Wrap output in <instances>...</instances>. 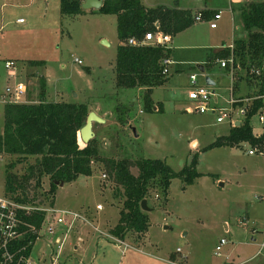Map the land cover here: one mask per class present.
<instances>
[{"label":"rangeland","instance_id":"374dc122","mask_svg":"<svg viewBox=\"0 0 264 264\" xmlns=\"http://www.w3.org/2000/svg\"><path fill=\"white\" fill-rule=\"evenodd\" d=\"M250 1L264 0H148L189 8L195 14L203 6L210 7L212 14L223 11L218 28L211 27L214 15L205 18L203 14L202 20H196L169 43L173 50L168 80L151 94L161 111L149 112L144 107V88L116 86L114 64L120 40L115 14L97 9L63 14L61 0H0L1 87L5 88L8 78L5 60L23 58L17 61L22 78L12 83L23 81L29 86L31 98L38 101L40 80L44 77L50 84L48 99L90 104L91 111L108 120L94 122L93 126L100 154L130 158L133 173L138 174L136 160L141 157L161 158L179 171L198 155L197 170L203 175L185 188L180 178H174L168 202L153 190L148 201L151 210L147 211L150 226L146 235L139 238L129 232L125 243L111 233L125 200L116 192L117 184L102 161L93 162L91 176L59 182L54 194L49 192L52 179L44 177L38 189V203L89 210L88 216L100 230L89 228L91 234L88 231L81 235L84 242L80 244L87 249L79 250L77 263L83 259L84 264H219L234 249L242 253V260L248 259L245 264H264V200L258 198L264 194V152L249 154L248 150L254 147L249 142L205 150L217 137L230 132L235 119L243 118L240 106L230 101L234 90L236 96L253 97L261 89L263 79L252 75L248 65L241 64L234 82L232 73L220 68V59L205 71L199 68L216 50L247 37L240 8ZM20 18L24 21L20 22ZM24 58L41 59L46 65L33 67ZM75 59H80L81 64ZM193 73L198 74L200 85L217 92L214 111L200 113L189 99ZM207 76L216 84H208ZM221 115L225 119L218 122ZM120 119L127 121L122 123ZM254 122L258 126V118H253V126ZM3 128L0 111V131ZM193 140L198 145L193 146ZM11 161L17 163L12 171L21 177L27 162H34L35 156L21 161L17 155H1L0 195L6 193V169ZM58 230L63 233L62 226ZM49 237L45 234L37 240L32 251V258H46L44 264H51L49 255L43 254L49 250ZM70 238L69 235L58 264H66L67 252H72ZM221 238L228 243L218 255L216 245Z\"/></svg>","mask_w":264,"mask_h":264},{"label":"trees","instance_id":"16d2710c","mask_svg":"<svg viewBox=\"0 0 264 264\" xmlns=\"http://www.w3.org/2000/svg\"><path fill=\"white\" fill-rule=\"evenodd\" d=\"M82 3L83 0H61V12L71 15L83 13L85 9ZM240 9L247 37L234 41L233 52L229 47L215 51L205 68L212 66L215 60L229 58L232 53L235 63L248 65V69L253 65L264 66V1H250ZM98 11L115 14L118 20L120 44L114 64L116 86L118 89L144 88L145 110L161 111L153 102L151 94L156 86L163 85L168 80L167 73L164 72L167 67L164 61L171 56L173 49L142 41L149 32L161 31L172 37L176 36L195 24V12L178 5L147 7L143 0H104ZM201 12L205 18L214 15L210 10ZM132 38L137 44L129 42ZM29 63L31 66L46 65L44 60L37 59L29 60ZM227 68L230 70L229 65ZM262 79L261 89L253 97L264 94V74ZM45 84L46 78L42 77L38 102H7L4 107L0 155H17L21 161H28L29 157L35 156L34 162H27L21 177L12 171L16 162L7 164L5 195L11 199L21 203H37L38 189L44 177L52 179L49 192L54 194L59 182L68 183L81 175H93V162L100 160L116 182V192L122 194L125 200L120 208L118 222L111 230L112 235L124 240L129 232H133L141 238L146 235L150 226L149 214L142 209V201H149L152 191L157 190L158 196L161 195L163 201L168 202L174 178H180L185 188L203 175L197 170V154L179 171L161 158L141 157L136 160L138 174L132 172L130 158L103 157L97 139L84 143L81 138V128L87 124V117L91 112L90 104L65 100L48 101ZM262 105V99L253 100L240 124L233 125L228 134L217 137L205 150L239 146L243 142L264 149V134L257 136L253 130V118ZM120 120L122 123L127 121ZM24 219L41 229L45 215L34 212L24 215ZM33 239L36 240V237ZM32 249L33 245H29L28 253Z\"/></svg>","mask_w":264,"mask_h":264},{"label":"built area","instance_id":"2783aa9c","mask_svg":"<svg viewBox=\"0 0 264 264\" xmlns=\"http://www.w3.org/2000/svg\"><path fill=\"white\" fill-rule=\"evenodd\" d=\"M233 3H240L248 0H231ZM223 17V11L219 10L214 13V18L211 21L212 28H218V23ZM195 19L202 20L203 13L200 11L196 14ZM20 22L24 19L20 18ZM171 37L161 31L157 33L149 32L146 34L143 43L161 44L167 46ZM132 44H137V41L133 38L129 40ZM234 49V44L227 46ZM81 64L80 59H75ZM164 63L166 65L171 63L169 58H166ZM222 67L226 68L230 66V72L232 77H235V71L240 68L239 63H235L234 54L232 53L227 59H220ZM7 68H12L16 64L14 61L6 62ZM168 72V68L164 70ZM250 73L255 76H262L264 74V66L253 65L250 67ZM198 74L193 73L190 77L192 87L189 90L188 97L196 103V110L200 113H205L210 110H215L218 103V94L215 90H211L207 86L200 85L198 81ZM27 92V85L25 83L17 84L16 86H8L4 96H0V101L5 102H18L19 97ZM262 99L263 105L257 111L255 117L258 118L260 126H254L253 130L257 136L264 134V94L249 97L245 99L232 98L230 101L232 104L237 102H244L240 106V114L245 117L252 105L253 100ZM216 103L214 105L213 103ZM225 116H218V122H223ZM241 122V119H239ZM235 125V120L234 123ZM263 126V127H261ZM261 129V131H260ZM249 154H256L257 152H264V149H260L258 146H254L248 150ZM1 157V155H0ZM259 199L264 200V194L258 196ZM99 208L102 205H98ZM44 213L45 219L41 229H38L35 224L27 222L24 219V215L30 213ZM78 221H84L92 225L97 231H100L98 227L91 223L90 218L84 212L76 211L69 208H61L56 205H43L42 203H21L11 199V197L0 195V264H44L46 258L38 256L32 258V252L28 253L29 245H33V248L37 242L45 234L51 236L47 246L49 247L48 258L51 264H58L63 247L66 245L67 238L70 230L76 225ZM62 226L63 233H60L58 227ZM256 232L257 230L254 229ZM36 235V236H35ZM36 237V240L33 238ZM29 238V239H28ZM28 239V240H27ZM120 243H125L124 240L117 238ZM228 243L226 238L221 240L216 245V254L222 255L223 247ZM60 246V249L56 247ZM264 247V243H263ZM33 251V249H32Z\"/></svg>","mask_w":264,"mask_h":264},{"label":"crops","instance_id":"0c3cea01","mask_svg":"<svg viewBox=\"0 0 264 264\" xmlns=\"http://www.w3.org/2000/svg\"><path fill=\"white\" fill-rule=\"evenodd\" d=\"M84 1V0H83ZM143 4L145 5V6H147V7H155V6H158V5H167V6H171V5H169L168 3H166V2H159V3H156V4H154V3H149L148 2V0H147V2H146V0H143ZM180 7V6H179ZM189 9V8H188ZM85 10H89V9H85ZM94 10H96V9H90L89 11H94ZM202 10H212L210 7H207V6H203V7H201V8H199V11H202ZM157 26H158V24H157ZM170 37H171V40H170V42H172L173 41V39H174V37H172L171 35H170ZM237 40V39H236ZM170 42H168V44H167V46L168 47H170ZM234 43V42H233ZM232 43V44H233ZM119 44H120V41H119ZM118 44V45H119ZM232 44H230V45H232ZM230 45H226L225 47H227V46H230ZM171 48V47H170ZM172 49V48H171ZM221 49V48H220ZM219 50V49H218ZM217 51V50H216ZM21 59H23V58H21ZM21 59H6L5 60V64H6V62L7 61H14L15 62V66L14 67H12V68H7L6 67V65H5V68L8 70V74H7V76H8V78H7V82H6V85H5V88H3V87H1L0 86V96H4L5 95V93H6V88L8 87V86H16L17 84H20V83H24L23 81H19V82H14V84L12 83L14 80H16L17 78L18 79H20V78H22L21 76H20V72H19V70H20V66H19V64L17 63V61H19V60H21ZM24 59H26V60H30V59H27V58H24ZM169 59L171 60V63H172V58H171V56L169 57ZM38 60V59H37ZM41 60V59H40ZM217 61V60H216ZM170 63V64H171ZM170 64H168L167 65V68H168V72H167V74L169 73V65ZM40 66H42V65H40ZM45 66V65H44ZM204 67H205V65H203ZM33 67H37V66H33ZM220 68H223V67H220ZM206 69V68H205ZM224 70L226 71V72H228V73H230L229 71V69L228 68H224ZM44 78V77H43ZM233 78V81L235 82V80H237L235 77H232ZM214 82H215V84H216V80H214L213 78H211ZM41 81V80H40ZM198 81H199V78H198ZM190 83H191V80H190ZM45 85H47V92H46V100H48V101H54V100H50V99H48V95L50 94V92H49V82H48V79L46 78V84ZM192 87V85H190V88ZM232 98H236V99H245V98H249V96H236L235 95V90H234V95H233V97ZM19 101L18 102H32V103H34V102H38L39 100H40V98H39V100L37 101V100H35V99H33V98H31V93H30V89H29V86H27V92L26 93H24L23 95H21L19 98ZM56 101V100H55ZM7 102H3V101H0V111H1V114H2V116H3V118H4V107H5V104H6ZM244 102H237V103H234L233 105L235 106V105H238V106H242V104H243ZM105 121H108V120H106L105 119ZM237 124H240L239 123V118L238 119H235V125H237ZM234 125V124H233ZM232 125V126H233ZM254 126H255V122H254ZM258 126H259V123H258ZM261 127H263V126H261ZM4 129V128H3ZM3 129L1 130V132H3ZM260 131H261V129H260ZM197 144L198 145V141L197 140H193L192 141V145L194 146V144ZM196 145V146H197ZM220 180V179H219ZM222 184L224 185V182H222ZM55 205L56 206H58L56 203H55ZM59 207V206H58ZM77 211V210H76ZM88 211L89 210H86V211H80V212H84L86 215H87V217L88 218H90L88 215L89 214H87L88 213ZM247 219H248V216L246 217ZM90 221H91V223H92V218H90ZM93 224V223H92ZM96 226V225H95ZM97 227V226H96ZM225 227H226V230L228 231V229H229V227H228V224H225ZM89 228H93L94 229V231L96 230L92 225H88V223H86V222H84V221H78L77 223H76V225L70 230V232H69V235H70V243H71V245H72V252H67V255H69L68 256V258H67V260L65 261L66 262V264H68V263H70V264H84L85 263V261L86 260H83V259H80L79 260V263H77V261L75 260V256H77V253L79 252V250L81 249V248H83V250L85 251L87 248H85L82 244H80L82 241L84 242V240H83V237L81 236L83 233H86V232H88L89 231ZM99 229V228H98ZM254 231V230H253ZM87 234V233H86ZM88 234H91V231H89V233ZM98 235V234H97ZM78 236V237H77ZM99 237H100V235H98ZM51 237V236H50ZM49 237V238H50ZM73 237H76L77 239H78V241H76V238H75V242H74V240H73ZM101 238V237H100ZM125 241V240H124ZM220 241V240H219ZM218 244V243H217ZM49 253V250L47 251V252H43V254H48ZM49 255V254H48ZM241 255H242V253H241ZM240 254H238L234 249H231V250H229L228 251V253H227V255H226V258L224 259V260H222L221 262H219V264H245L246 263V261L248 260V259H246V260H242V256H241ZM89 264H93V263H90L89 262Z\"/></svg>","mask_w":264,"mask_h":264},{"label":"water","instance_id":"95a60500","mask_svg":"<svg viewBox=\"0 0 264 264\" xmlns=\"http://www.w3.org/2000/svg\"><path fill=\"white\" fill-rule=\"evenodd\" d=\"M104 0H84L82 3V7L84 9H97L100 10V8L103 6ZM107 42V41H104ZM199 68L202 71H205V67L203 65H200ZM207 83L210 85L215 84V82L209 77H206ZM94 122L99 123H105V119L101 117L98 113L95 111H91L87 117V124H85L81 128V138L84 143H89L91 139L94 138L95 132L93 130ZM240 123V122H239ZM238 125V124H237ZM62 184H64V181H62ZM142 209L145 211H150L151 208L148 205V200L144 199L141 203Z\"/></svg>","mask_w":264,"mask_h":264}]
</instances>
